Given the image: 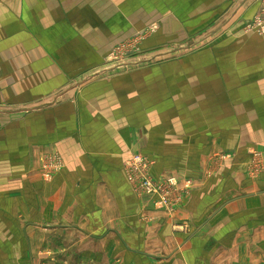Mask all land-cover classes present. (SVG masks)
<instances>
[{"label":"crops","instance_id":"0c3cea01","mask_svg":"<svg viewBox=\"0 0 264 264\" xmlns=\"http://www.w3.org/2000/svg\"><path fill=\"white\" fill-rule=\"evenodd\" d=\"M150 4L0 0V264H264V170L245 172L248 145L264 162V33L243 31L264 0ZM226 11L200 52L90 72L148 23L183 41ZM53 153L64 165L45 180ZM133 154L194 178L174 213L134 195Z\"/></svg>","mask_w":264,"mask_h":264},{"label":"rangeland","instance_id":"374dc122","mask_svg":"<svg viewBox=\"0 0 264 264\" xmlns=\"http://www.w3.org/2000/svg\"><path fill=\"white\" fill-rule=\"evenodd\" d=\"M243 1L248 2V0H243ZM147 2L149 6H152V4L150 3H153V0H147ZM165 2L167 4L165 6L169 9L171 0H165ZM225 14H226L225 18L224 15H221L220 17L212 19L211 22L207 23L206 26L204 25L196 29H193L192 33H190L191 35L188 34L189 38H186L183 41H180L179 39L182 38L180 34H179L180 37H178L177 35L171 36L170 30H163L162 24H160L158 20H155L152 23H148V25L142 27V29L133 31V33L130 36L126 37L125 39H122L118 44H116L112 48L110 53L106 56L104 63H102L100 66L96 67L95 69H91L90 72H92L94 75H104V74L108 75L112 73L114 74L117 72H121L124 69L128 70L129 66L131 69H133V67L135 66L136 67L142 66L147 68L155 67L173 61H177V59H179L184 55L200 52L206 49V47L211 46L219 38L224 36V33L227 30V28L224 27L229 22L228 21L229 19L235 17V11H231V12L226 11ZM257 19L259 18L255 16L254 18L247 20L246 24L243 27L244 30L243 29L242 30L245 33H252L253 31L247 28L252 27L253 23L256 24L258 22ZM262 21H264V18L262 19ZM193 24L197 25L194 22ZM94 71L96 74L94 73ZM89 78L92 77H87L84 79H89ZM248 146L250 147H247L246 153L247 155H249L250 160H251L252 152H257L262 156L263 153L261 152V150L263 149H257L256 144L248 145ZM51 157H55V158L52 159ZM227 159L228 157H226L224 153L222 154L220 153L212 157L208 163L207 174L213 175L221 166L224 165ZM55 160L56 162H54ZM216 160L219 161V163L217 166H214L212 169L211 166H213V163ZM250 160L248 161L245 167V172L249 176L252 174V161ZM63 165H64V161L62 157L58 155V153H53L46 156L42 167L43 179L51 180L56 173L62 170ZM49 169L53 171L51 176L47 174V171H49ZM263 170L264 167L260 168L258 166H255L254 171L256 172V174L250 177L256 178L260 176ZM163 176H175L178 177L180 180L189 181L191 183V187L193 186L194 180L192 179L194 178L189 176L187 178L186 177L187 175L184 176L183 174L180 175V173L176 174L173 172V174L170 173V174H165ZM192 190L193 187L191 188V193Z\"/></svg>","mask_w":264,"mask_h":264},{"label":"built area","instance_id":"2783aa9c","mask_svg":"<svg viewBox=\"0 0 264 264\" xmlns=\"http://www.w3.org/2000/svg\"><path fill=\"white\" fill-rule=\"evenodd\" d=\"M247 29L258 34L264 33V22L259 19L256 24L253 23V26ZM51 158L54 159L55 157ZM250 161H252V174L250 173V176H254L256 174L254 171L255 166L264 167L263 158L261 154L252 152ZM218 163L219 161L216 160L211 168L213 169ZM153 165L154 162L148 157L134 154L124 163L123 172L125 178L134 195L137 197L146 196L153 198L155 207L169 213H174L182 202L190 196L191 183L180 180L175 176L155 177L152 174ZM52 173L51 169L47 171V174L50 176Z\"/></svg>","mask_w":264,"mask_h":264}]
</instances>
